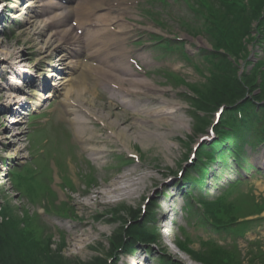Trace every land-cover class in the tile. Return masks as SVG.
Wrapping results in <instances>:
<instances>
[{
	"label": "rangeland",
	"instance_id": "1",
	"mask_svg": "<svg viewBox=\"0 0 264 264\" xmlns=\"http://www.w3.org/2000/svg\"><path fill=\"white\" fill-rule=\"evenodd\" d=\"M31 1L35 6L39 5L36 3L37 0L28 2ZM133 1L140 2L137 20L144 28L135 31L129 37L128 42L131 43L129 49L140 61L142 60V68L148 72V77L143 79L153 84L157 90L156 93L151 94L154 98L160 99V105L152 108H160L165 104L171 105L170 107L176 105L181 107V110H174L172 119L181 118L183 126L172 124L177 126L174 131H170L173 128L171 124L158 127L162 133L171 135L167 139L172 145L171 150L135 142L128 148H121L108 141L98 144L101 150L106 151L100 163L83 155L81 151L80 167L70 159L64 149V144H69L67 143L69 134L65 136L62 131L52 129V132L43 134L45 140L51 139L52 143L48 145L37 138L35 128L40 123L46 124L44 120H30L28 124L14 126L17 128L16 132H22L20 145L24 152L20 159L13 158L10 151L6 152L7 145L3 142V138L7 126L4 130L0 129V214L7 208L13 211L16 225L15 230H11L15 234L11 241L16 237L22 241L24 238L27 240L28 248L19 253L21 257L32 254L37 246L38 250L44 251L36 255L41 259L38 264H50V258L71 264H95L99 260L106 264H162L160 261L163 257L162 251L164 254L168 252L165 257H171L178 264H202V260H207L206 257L219 259L217 257L230 255L218 249L207 251L217 246L229 249L231 252L235 249L242 257H247L248 250L254 243L259 242L260 247L264 248V166L259 159L264 153V141H260L262 136H259L256 143V136L251 135L249 138L251 141H248L249 144L238 153L239 155L225 154L228 161L227 169L221 172L218 160L210 167L209 174L205 175L204 185L201 186L203 175L195 171V166L201 162L196 159L200 157L207 141L202 139L208 136V130L214 124L213 129L219 127L221 119L216 122L218 113L215 117L213 110L211 112L203 110L199 104L206 98H211L210 90L214 87L210 80L218 73L224 77L226 72L229 71L230 74L232 69L234 74L237 72V82H251L255 74L254 67L259 66L260 61L264 62V46L262 44L261 48H253V44L249 43L246 51L236 52L237 54L229 57L231 59L220 61L222 55L206 59L208 55L203 52L212 50L209 44L212 42L206 36L193 37L188 29L182 28L177 21L180 18L186 22L197 18L191 5L197 0ZM10 2L0 0V43L5 46L7 52L16 51L17 57L22 58L19 67L30 76L26 81L16 76H9V79L12 83H22L20 86L23 93L19 92V95L32 103V99H40L35 96L36 93H40L34 87L35 82H40L46 74H53L52 68L49 67L50 47L46 51L43 50L45 40L52 35L57 24L53 22V26L45 36L32 35L25 26V21L43 23L50 20L53 17L52 8L41 7L40 13L34 10V13L24 16V20L17 19L20 14L12 9L14 4ZM48 2L51 3L50 0ZM5 4L11 7L2 12ZM150 11L159 15V21L163 24L162 29L151 21ZM148 26L154 27L155 32L162 33L166 38L182 40L185 46L176 43L173 47L172 45L162 47L163 50L153 47L152 35L142 31L147 30ZM201 27L203 26L197 21L196 28ZM258 30L253 24L250 33L255 36ZM243 44L245 45L244 42ZM2 50L1 47L0 51ZM248 52L254 53L250 61H246ZM3 63L6 65V61ZM3 63H0V72H13L10 65L3 66ZM228 63L232 68H229ZM222 66L226 71H220ZM7 85L9 84L6 80L0 77V87H8ZM90 86L94 89L92 85ZM249 87L250 91L246 90L245 93V101L260 100L258 97L264 95V83L258 82ZM49 90L51 87H47L41 97L43 101L41 111L49 114L59 108L53 124L55 125L56 120L66 122L68 124L66 127L73 137L72 141L76 144L75 148L79 150L80 145L75 142L67 119L60 113L62 109L59 107V99L48 97ZM231 108L226 107L225 112ZM20 112L24 113V110L20 109ZM13 118V116H0V123L5 122L6 119L15 121ZM210 136L207 138L209 139ZM197 146V150L194 151ZM50 152L55 153L57 158L53 156L49 158ZM193 155L196 157L191 159ZM207 157L204 156L202 160L207 162L209 159ZM245 159L248 160V165L252 164L255 167V170L244 172L243 170L247 169L246 164L238 168L237 160L244 163ZM136 168L141 173H151L155 177L148 181L146 186L143 185V193L139 199L134 202L128 200L113 202L93 208L79 206L78 203H85L89 197L86 196L85 189L89 188L91 192L102 190L111 185L118 176ZM81 172L83 175H80ZM238 173L245 176L244 182L247 180L249 182L243 183L234 193L245 194L246 197L233 195L235 201L231 206L222 205L216 218L226 224L224 228L218 229L211 222L202 220L201 210L204 209L205 204L215 203V200L222 199L232 191L229 190L228 183L240 179ZM91 177L93 180L90 179ZM187 177H190L189 181ZM189 192L197 205L190 198ZM171 204L176 210L174 218L166 217ZM187 208L191 210L188 211ZM27 212L31 213L32 219ZM5 216H1L0 224L9 222V215ZM246 217L249 219L244 220ZM172 218L173 222H171ZM82 222L89 226L78 227L77 223ZM134 226L140 229L143 227L145 232L152 233L157 241L154 244L138 243L129 252L123 247L122 250L118 249L119 251L112 258V254L117 250L113 245L115 238L124 236V241H128L127 231ZM82 233L91 234V238L83 250H76L73 240L76 235L80 236ZM30 240L33 241L32 244ZM186 241L188 244L185 243ZM129 242L131 240L127 244ZM0 245H2L0 251L3 252L7 250L9 244L0 241ZM24 245L25 243L22 247ZM179 246L185 248L187 253L180 250ZM34 258L36 257L29 256L26 259L32 261ZM247 259H241L242 264H248Z\"/></svg>",
	"mask_w": 264,
	"mask_h": 264
},
{
	"label": "bare ground",
	"instance_id": "2",
	"mask_svg": "<svg viewBox=\"0 0 264 264\" xmlns=\"http://www.w3.org/2000/svg\"><path fill=\"white\" fill-rule=\"evenodd\" d=\"M28 1L30 0L10 2L14 4L12 9L20 14L17 19H24V16L34 13V10L39 13L41 7L50 5L59 12L43 23L25 21L24 24L35 36H45L53 26V22L60 25L45 40L43 50L46 51L50 47L49 67L59 74H46L40 82H35V85H37L36 89L45 92L47 87H51V79H54L53 94L64 92L65 107L62 109V116L67 119L74 140L80 145L79 150L75 148L76 144L73 141L65 145L64 148L70 159L81 167L82 159L79 154L82 151L83 155L100 163L106 151L101 150L98 144L108 141L121 148H128L135 142L147 143L151 147L156 146L170 151L172 145L167 142V139L171 135L162 133L159 128L171 124L173 128L170 131H174L177 126L172 124L183 126L181 118L172 119L174 110H181V107L177 105L170 107L171 105L165 104L160 108H152L160 105V99L154 98L151 94L156 93L157 90L138 73L130 69L128 72L126 65L131 68L128 55L126 58L122 55L128 35L136 31L129 24L135 21L132 15L136 11L138 2L133 0L129 2L127 0H79L77 5L71 8V6L67 7V4H71L73 0H65L64 3H60L61 0L51 3L47 1L50 5L45 0H37L38 6ZM9 7H11L9 4H5L2 12ZM109 11H115V16L113 17ZM72 17H75L74 25L66 26ZM148 29L152 30L151 27ZM1 47L3 50L0 51V63L6 61V65H10L13 72H0V77L9 84L8 87H0V111H2L0 116H13V119H17L20 109L29 107L27 104L30 103L19 95L22 89L17 85L22 84L12 83L9 76H16L26 81L30 75L20 68L22 58L17 57L16 51L7 52L2 43H0ZM1 60L4 61L1 62ZM69 67L76 78L65 80L64 76ZM74 80L76 81V92L71 88L67 89V83ZM90 80L94 82V89L89 84ZM33 100L35 102L31 106L38 107L40 101ZM21 122L18 119L16 121L6 119L5 122L0 123L2 130L7 126L4 130L6 135L4 134L3 138V142L7 145L5 150L10 151L15 159H20L24 152L20 145L22 132H16L17 128H14ZM80 175H83L82 172ZM154 178L151 173H141L136 168V170L118 176L111 185L102 190L87 191L86 196H89L87 201L78 204L80 207L93 208L113 202L127 200L134 202L143 193V185L146 186L147 182ZM77 225L78 227L89 226L83 222ZM90 238L91 234L87 233L76 235L73 246L76 250H83Z\"/></svg>",
	"mask_w": 264,
	"mask_h": 264
},
{
	"label": "trees",
	"instance_id": "3",
	"mask_svg": "<svg viewBox=\"0 0 264 264\" xmlns=\"http://www.w3.org/2000/svg\"><path fill=\"white\" fill-rule=\"evenodd\" d=\"M214 4H218V10L216 12H209L207 14H203V25L206 26V33L208 37L210 38L212 42L213 49L216 52H219L223 50L226 52L229 56L237 54L236 52H242L243 48L245 47L243 44V40L250 35V30L252 27V24L255 21H262V12L264 10V0H252L249 4V9L247 6L244 5V0H213ZM209 8V6H207ZM208 16V17H207ZM240 52V53H241ZM239 53V54H240ZM218 55H211L212 58H216ZM228 58V56H226ZM224 58V60H226ZM223 60V59H221ZM232 64V63H231ZM229 68H232V66L228 63ZM222 70H225V67H222ZM218 71V72H220ZM226 71V70H225ZM217 77H214L212 80H210V83L213 85V89L210 90L211 98H206L204 101L199 104L203 110L208 111H215L218 107H220L222 104L227 105L228 107L235 106L238 102L245 100L246 96V88L243 85V82L238 81L237 82V72L234 74L232 69L226 72L225 76H220V73L216 74ZM251 87L254 85L253 80ZM264 83V80H263ZM234 88H236L234 90ZM261 102H264V95L258 97ZM253 105V103H252ZM250 103L246 107L252 106ZM214 107V109H212ZM255 108V106L253 105ZM264 111V110H263ZM252 116L249 121L244 123V125L241 127V129L234 135L233 143L230 144L228 147H226V150L223 151L221 154V161L225 163V154L228 155H239L238 153L241 152V145L240 141H245V132L248 131V128L250 129L251 126L254 123V120L256 118V113H252ZM258 116V113H257ZM231 117V113L228 110L224 115V124L225 125ZM259 118V117H258ZM257 123L258 119L256 118ZM223 134V133H221ZM217 147L219 143L217 144ZM200 169V167H197ZM215 206V208H214ZM221 204H213L211 207L210 204L206 205V211L208 215H214L219 213V210L221 208ZM214 208V209H213ZM6 212L8 214H6ZM9 215V222L5 224H0V241H2L3 244H9L6 251L1 252L0 251V264H38V261H40V257L36 256L38 254H41L42 250H38V246L35 247V250L32 254H29V256H35L32 261L27 260L26 257L19 256V253L26 250L28 248V244H26V239L24 238V241L19 238L12 239V237H15V234L11 230H15V217L13 216V211H11L9 208L5 209L0 216ZM11 215V216H10ZM12 219V220H11ZM11 221V222H10ZM10 235V236H9ZM127 237L129 244H127L128 241H124V236L116 237L113 241V244L117 247L116 249L126 248L128 250H131L133 248V245L136 241H146L155 240L154 237H150L143 227H132L130 230L127 231ZM25 245L22 247V244ZM30 243L32 244L33 241L30 240ZM30 245V244H29ZM2 245H0V248ZM22 247V248H21ZM32 250V249H31ZM47 257V256H46ZM27 260V261H26ZM29 261V262H28ZM204 264H234L232 262V259L230 257L225 256L223 258H219L216 260H211V258H208L206 261L202 260ZM50 264H71L67 263L66 261L62 260H52L50 258ZM78 264V263H73ZM95 264H106V262L103 261H97Z\"/></svg>",
	"mask_w": 264,
	"mask_h": 264
}]
</instances>
